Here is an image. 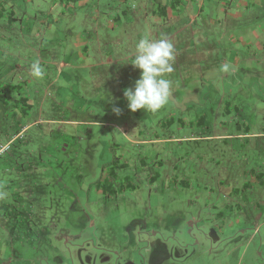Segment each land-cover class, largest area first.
Segmentation results:
<instances>
[{"label": "rangeland", "instance_id": "rangeland-1", "mask_svg": "<svg viewBox=\"0 0 264 264\" xmlns=\"http://www.w3.org/2000/svg\"><path fill=\"white\" fill-rule=\"evenodd\" d=\"M218 1L161 28L145 0H2L0 264H264V18ZM144 36L174 48L157 113L124 96Z\"/></svg>", "mask_w": 264, "mask_h": 264}, {"label": "clouds", "instance_id": "clouds-1", "mask_svg": "<svg viewBox=\"0 0 264 264\" xmlns=\"http://www.w3.org/2000/svg\"><path fill=\"white\" fill-rule=\"evenodd\" d=\"M174 48L166 39L153 40L148 36L140 38L135 46L134 58L131 64L141 70L134 87L124 90L128 101V108L132 112L144 110L157 113L169 102L171 95V82L166 74L174 71ZM34 77H42L43 70L39 62L31 65ZM117 113L118 108L114 109Z\"/></svg>", "mask_w": 264, "mask_h": 264}, {"label": "crops", "instance_id": "crops-1", "mask_svg": "<svg viewBox=\"0 0 264 264\" xmlns=\"http://www.w3.org/2000/svg\"><path fill=\"white\" fill-rule=\"evenodd\" d=\"M17 2V0H14ZM73 1V0H69ZM83 5L90 4L91 0H78ZM122 3H125L126 0H121ZM217 3H220V1L216 0ZM236 1L237 10L239 12L241 11H251L254 16H259L264 18V0H233L231 2ZM206 0H145V9H146V15H145V21H147L148 24H157L161 26V28L166 27V25H176L180 22V18H182L183 12L187 9L190 12V20H195L194 12L193 10L195 6L199 5L201 9L204 8ZM233 3H231L232 5ZM148 5V8H147ZM252 9V10H251ZM261 10V13L258 11ZM241 15V14H239ZM104 17V16H103ZM118 18L120 19V13L118 15ZM1 20V18H0ZM12 23V22H11ZM110 23V22H109ZM112 24V22H111ZM3 25L0 23V26ZM184 30V27L180 26L176 29V36L181 33ZM261 33L260 37L261 39H257V48L260 49L262 52H264V26L261 27ZM152 33V32H151ZM0 40L6 41L9 39L8 35H0ZM12 40V39H9ZM24 37V42H25ZM0 53L2 57H5V54L7 51L0 50ZM45 63V62H39Z\"/></svg>", "mask_w": 264, "mask_h": 264}, {"label": "trees", "instance_id": "trees-1", "mask_svg": "<svg viewBox=\"0 0 264 264\" xmlns=\"http://www.w3.org/2000/svg\"><path fill=\"white\" fill-rule=\"evenodd\" d=\"M2 2V0H0V3ZM2 8V5L0 4V9ZM1 15V14H0ZM0 18H1V16H0Z\"/></svg>", "mask_w": 264, "mask_h": 264}]
</instances>
